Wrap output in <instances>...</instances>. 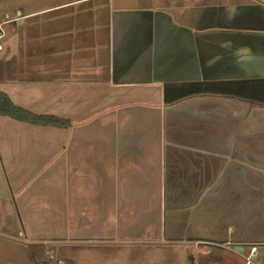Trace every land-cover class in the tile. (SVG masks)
<instances>
[{"label": "crops", "instance_id": "1", "mask_svg": "<svg viewBox=\"0 0 264 264\" xmlns=\"http://www.w3.org/2000/svg\"><path fill=\"white\" fill-rule=\"evenodd\" d=\"M0 24V92L67 123L0 116L6 264L264 242V0H0Z\"/></svg>", "mask_w": 264, "mask_h": 264}, {"label": "trees", "instance_id": "2", "mask_svg": "<svg viewBox=\"0 0 264 264\" xmlns=\"http://www.w3.org/2000/svg\"><path fill=\"white\" fill-rule=\"evenodd\" d=\"M0 116L35 125H58L61 127L67 125L65 121L49 116L34 115L15 106L9 97L2 92H0Z\"/></svg>", "mask_w": 264, "mask_h": 264}, {"label": "rangeland", "instance_id": "3", "mask_svg": "<svg viewBox=\"0 0 264 264\" xmlns=\"http://www.w3.org/2000/svg\"><path fill=\"white\" fill-rule=\"evenodd\" d=\"M4 28L1 27L2 31L4 30ZM3 36H4V34H3ZM1 43H2V40H1ZM14 245L16 246L17 244L0 241V264H6L8 262L13 261L12 259L2 260L1 259L2 253H4V254H5V252H11L12 253L14 251L20 252V253L25 252L24 249H21L20 247L16 248ZM221 246L222 247H217L218 250L215 251V253H218L219 254L218 256H220L217 261H219V263H224V264H227L226 262L230 261V263L233 264L234 261L232 259L229 260L227 254H226V252H229V249L232 248V246H230V245H225L224 247H223V245H221ZM39 251L43 253V250H39ZM235 262L237 264H245L246 263L244 260H242V262L235 260ZM252 262H253L252 264H264V254H263L262 250L259 251L257 257L253 258Z\"/></svg>", "mask_w": 264, "mask_h": 264}, {"label": "built area", "instance_id": "4", "mask_svg": "<svg viewBox=\"0 0 264 264\" xmlns=\"http://www.w3.org/2000/svg\"><path fill=\"white\" fill-rule=\"evenodd\" d=\"M2 38H3V31L1 29V24H0V50L2 49V44H1ZM225 245H231V244L229 243L223 244V247ZM219 247H221V245H219ZM233 248L236 252L242 254L244 261L246 262L245 264H252L253 258L257 257L260 250H262L264 254V242L263 243L235 244ZM238 248H240V251ZM201 252L206 253L207 249L201 248Z\"/></svg>", "mask_w": 264, "mask_h": 264}, {"label": "water", "instance_id": "5", "mask_svg": "<svg viewBox=\"0 0 264 264\" xmlns=\"http://www.w3.org/2000/svg\"><path fill=\"white\" fill-rule=\"evenodd\" d=\"M240 250V248H238Z\"/></svg>", "mask_w": 264, "mask_h": 264}]
</instances>
